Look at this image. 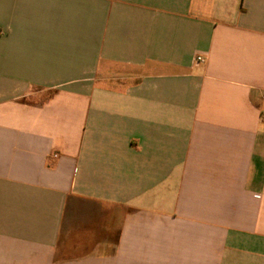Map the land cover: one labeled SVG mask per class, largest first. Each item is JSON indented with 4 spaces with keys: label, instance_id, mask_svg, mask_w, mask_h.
I'll list each match as a JSON object with an SVG mask.
<instances>
[{
    "label": "crops",
    "instance_id": "1",
    "mask_svg": "<svg viewBox=\"0 0 264 264\" xmlns=\"http://www.w3.org/2000/svg\"><path fill=\"white\" fill-rule=\"evenodd\" d=\"M0 264H264V0H0Z\"/></svg>",
    "mask_w": 264,
    "mask_h": 264
},
{
    "label": "built area",
    "instance_id": "2",
    "mask_svg": "<svg viewBox=\"0 0 264 264\" xmlns=\"http://www.w3.org/2000/svg\"><path fill=\"white\" fill-rule=\"evenodd\" d=\"M196 61H197V63H203V62L205 61V59L202 58V57H198V58L196 59Z\"/></svg>",
    "mask_w": 264,
    "mask_h": 264
}]
</instances>
